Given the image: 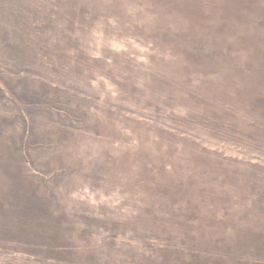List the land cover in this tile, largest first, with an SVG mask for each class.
<instances>
[{"label":"rangeland","instance_id":"obj_1","mask_svg":"<svg viewBox=\"0 0 264 264\" xmlns=\"http://www.w3.org/2000/svg\"><path fill=\"white\" fill-rule=\"evenodd\" d=\"M24 242L264 264V0H0V264Z\"/></svg>","mask_w":264,"mask_h":264},{"label":"trees","instance_id":"obj_2","mask_svg":"<svg viewBox=\"0 0 264 264\" xmlns=\"http://www.w3.org/2000/svg\"><path fill=\"white\" fill-rule=\"evenodd\" d=\"M208 52L210 53H212L213 52V50L212 49H209L208 50ZM205 86H208L209 85V83H210V80H208L207 79V81H205ZM9 185L11 186L12 185V182H11V179L9 180ZM31 189H29V192H28V188H27V193H26V195H27V197H30V194H31ZM12 219H13V222H15V223H20V224H23V221H25V219H24V217H23V215H22V213H20V211L18 210V209H16L13 213H12ZM34 220V219H33ZM38 220H40V221H42L41 219H38ZM34 222L36 223L37 221H35L34 220ZM46 241L47 240H44V239H40V240H37L36 241V245H35V249L36 250H40V252H39V255L41 256V255H45V257L44 258H48L47 256H46V251H45V247L44 246H46L47 244H46ZM30 243L29 242H24V243H22L21 244V248H22V252H21V255H22V257H23V252L25 253V255H24V257H23V264H36V262L34 261V260H36L35 258H34V256H29V253H28V249L30 250ZM62 254H66V253H62ZM62 260V259H61ZM49 262V261H48ZM48 262H46V263H48ZM57 262V259L56 258H51L50 259V264H55ZM62 262H64V261H62Z\"/></svg>","mask_w":264,"mask_h":264}]
</instances>
